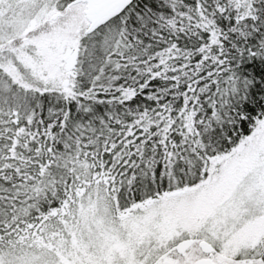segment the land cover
I'll return each mask as SVG.
<instances>
[{
  "label": "snow or ice",
  "instance_id": "6c2138e0",
  "mask_svg": "<svg viewBox=\"0 0 264 264\" xmlns=\"http://www.w3.org/2000/svg\"><path fill=\"white\" fill-rule=\"evenodd\" d=\"M0 264H264V0H0Z\"/></svg>",
  "mask_w": 264,
  "mask_h": 264
}]
</instances>
